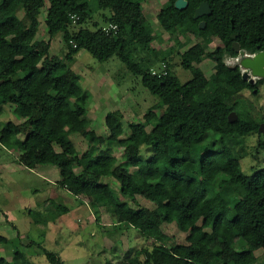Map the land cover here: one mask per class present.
Returning <instances> with one entry per match:
<instances>
[{"label":"trees","instance_id":"1","mask_svg":"<svg viewBox=\"0 0 264 264\" xmlns=\"http://www.w3.org/2000/svg\"><path fill=\"white\" fill-rule=\"evenodd\" d=\"M175 1L166 0L155 16L174 36L172 46L157 52L141 0H0V104L13 105L19 120L0 125V144L15 151L26 169L56 167L57 184L75 197H85L94 213L107 210L117 224L153 241L150 248L136 249L124 264H256L254 252H264V168L246 174L241 161L247 156L249 135L258 136L254 149L264 153V137L258 131L264 118L254 114L242 95L245 90L256 95L257 82L243 79L240 67L228 60L264 52V0H185L183 9H177ZM46 2L49 39L37 41L38 16ZM202 2L211 13L193 19ZM72 16L78 17L74 25ZM86 22L89 25L83 26ZM110 25L117 29L110 30ZM56 33H61L63 55L49 53ZM182 34L200 40L181 52L177 37ZM211 38L220 44L206 51L203 42ZM81 49L99 62L116 57L140 77L157 98L152 108L156 112L149 110L131 122L127 133L119 110L104 117L107 136L89 129L87 94L69 67ZM137 49L150 57L136 59ZM173 56L190 71L188 81L182 83L172 71ZM205 59L214 62L211 78L198 66ZM153 68H159L156 74ZM232 111L237 119L229 122ZM75 133L86 139V150L75 148L69 137ZM226 139L237 141L239 148ZM115 144L122 149L120 160L111 151ZM107 177L118 183L124 198L141 196L155 207H129L103 182ZM48 201L53 213L68 211ZM28 214L35 223L44 221L40 212ZM163 224L185 233V244L166 235ZM8 241L0 235V245ZM39 247L50 264H62ZM0 264L33 263L14 249L9 258L0 256Z\"/></svg>","mask_w":264,"mask_h":264},{"label":"rangeland","instance_id":"2","mask_svg":"<svg viewBox=\"0 0 264 264\" xmlns=\"http://www.w3.org/2000/svg\"><path fill=\"white\" fill-rule=\"evenodd\" d=\"M166 0H141L143 13L153 29L152 46L159 52L173 45L174 36L165 32L155 19L159 9ZM48 3L38 16V31L35 39L48 40L45 25ZM21 16V13H19ZM101 23V22H100ZM74 25L75 23L72 22ZM89 25V22L83 26ZM182 42L181 52L197 43L200 39L182 34L177 37ZM61 33L50 39V55H63ZM220 42L211 38L203 42L206 51H212ZM150 57V53L137 49L135 58ZM174 73L182 83L191 78V73L179 65V58L172 57ZM196 64L192 66L195 67ZM207 78L214 75V62L203 60L198 65ZM73 72L79 75L80 85L87 94L85 117L89 120V129L96 134L107 136L104 124L106 113L120 111L122 127L129 132V124L143 119L145 113L152 109L157 98L149 94L142 86L140 77H135L116 57L99 62L86 50L81 49L74 55L69 64ZM161 70H163L161 64ZM159 70V68H153ZM258 93L248 90L242 95L252 107L257 117L264 118V79H257ZM7 105V104H6ZM6 105L0 104V125L8 120L17 123L18 118ZM151 125H147V130ZM262 138L264 133H261ZM71 141L78 151L88 148L86 139L80 134H71ZM20 138H23L21 135ZM258 136L249 135L245 138L247 156L241 161L242 170L249 174L252 168H264V153L254 149ZM229 141V142H228ZM239 148L237 141L226 139ZM103 147H106L105 145ZM112 154L120 160L122 149L117 145L111 148ZM145 152V151H143ZM132 170V169H131ZM58 170L54 166L41 165L35 169H26L17 161V153L0 144V235L9 241L0 245V256L9 258L14 249L21 251L26 260L33 264H50L41 251V247L55 254L62 264H124L132 253L141 247L150 248L153 241L144 237L139 231L125 224H117L112 213L99 210L96 214L83 196L75 197L57 184ZM114 190L115 195L125 201L129 207L136 209L144 206L153 209L155 205L141 197L128 200L120 195L118 183L110 178H103ZM48 200L67 207L68 211L56 214ZM29 210L40 212L44 221L35 223L29 216ZM99 216V222L96 221ZM163 232L179 244H185V233L180 232L174 224H163ZM256 264L264 260V252H254Z\"/></svg>","mask_w":264,"mask_h":264},{"label":"water","instance_id":"3","mask_svg":"<svg viewBox=\"0 0 264 264\" xmlns=\"http://www.w3.org/2000/svg\"><path fill=\"white\" fill-rule=\"evenodd\" d=\"M187 5L185 0H176L174 6L177 9H183ZM211 13L210 6L207 2H202L199 4L197 8H195L193 12V19H198L202 16H207ZM205 26V22H199V27L203 29ZM234 50L236 53H239V45L238 43H233ZM238 61L234 64H237L240 67L243 79L249 81V83H255L257 79H264V52L259 51L253 54H245L242 57L237 56ZM234 59V58H232ZM230 60V59H229ZM228 60V61H229ZM230 64V63H229ZM237 119V115L235 112H230L228 114V121L233 122ZM258 131L260 133H264V122L259 124Z\"/></svg>","mask_w":264,"mask_h":264},{"label":"built area","instance_id":"4","mask_svg":"<svg viewBox=\"0 0 264 264\" xmlns=\"http://www.w3.org/2000/svg\"><path fill=\"white\" fill-rule=\"evenodd\" d=\"M71 19L73 20V22L75 23L76 22V20L78 19V17L77 16H72L71 17ZM109 29L110 30H116L117 29V27H116V25H110L109 26ZM238 61V57H235L234 59H230L229 61H228V63H230V64H234L235 62H237ZM163 68H164V66H163ZM151 73L152 74H156L157 72L155 71V70H151ZM166 73V71H163L161 74H165Z\"/></svg>","mask_w":264,"mask_h":264},{"label":"crops","instance_id":"5","mask_svg":"<svg viewBox=\"0 0 264 264\" xmlns=\"http://www.w3.org/2000/svg\"><path fill=\"white\" fill-rule=\"evenodd\" d=\"M6 106L9 107V109H10V110L12 111V113H13V108H14V106H13V105H10V104H7ZM12 121H14V119H13ZM17 122H19V121H17Z\"/></svg>","mask_w":264,"mask_h":264}]
</instances>
